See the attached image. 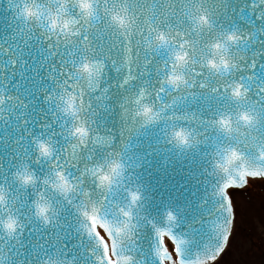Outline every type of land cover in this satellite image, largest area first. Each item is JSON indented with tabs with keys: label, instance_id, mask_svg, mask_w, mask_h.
Listing matches in <instances>:
<instances>
[{
	"label": "snow or ice",
	"instance_id": "obj_1",
	"mask_svg": "<svg viewBox=\"0 0 264 264\" xmlns=\"http://www.w3.org/2000/svg\"><path fill=\"white\" fill-rule=\"evenodd\" d=\"M97 2L76 0L80 18L68 16L66 7L55 15L48 10L47 23L43 5L33 3L30 8L24 0H7V7L0 10L6 13L0 19V149L4 150L0 168L8 155L9 171L17 182L16 191L8 188L7 194L0 184V222L7 212L5 226L13 244L7 257L0 248V264H37L39 257L50 259L53 252L67 257L82 243L73 237V232L81 231L101 250L95 257L97 264H132V256L124 249V240L135 226L131 210L121 208L126 219L113 222L95 204L91 210L85 204L79 209L83 220L74 229L65 228L58 219L63 209L58 200L46 195L47 188L38 191L35 199L26 190L39 181L33 164L42 157H52L59 164V152L76 158L78 150L87 146L89 129L83 123H69L60 106L63 93L53 105L56 87L71 91L75 121L84 108L81 81L98 92L108 65L117 74L123 70L120 86L153 73L161 77L157 95L166 90L165 85L174 92L183 86L189 91L179 96L181 101L199 100L207 107L209 115L200 117L203 124L235 140L227 146L216 140L220 158L215 168L225 174L214 185L218 215L213 230L219 243L214 248L206 246L195 261H186L189 240L173 230L177 216L171 209L166 212L167 227L155 229L153 253L160 264H175L165 237L174 245L179 264H206L227 246L234 219L232 204L242 197L249 177L264 180V135H257L264 127V0H180L179 4L145 0L144 5L122 0L106 7L103 16ZM32 17L38 25L30 22ZM69 23L76 25L72 31L63 26ZM143 94L141 88L137 103ZM97 99L103 97L97 95ZM144 112L151 109L145 106ZM185 119L195 120L196 114ZM194 135H199L195 128L181 127L174 132L175 142L190 148L200 142ZM71 137H78L79 143ZM114 139L98 134L94 142L108 144ZM241 146L254 148L260 163L250 162ZM108 167L107 172L103 165L86 171L111 192L119 185L124 166L114 161ZM42 182L60 196L76 187L63 167L56 168L55 179L45 176ZM129 195L131 204L141 197L138 190H129ZM89 251L95 254V249Z\"/></svg>",
	"mask_w": 264,
	"mask_h": 264
},
{
	"label": "clouds",
	"instance_id": "obj_2",
	"mask_svg": "<svg viewBox=\"0 0 264 264\" xmlns=\"http://www.w3.org/2000/svg\"><path fill=\"white\" fill-rule=\"evenodd\" d=\"M29 7L35 4L44 6L45 22L47 23V13L55 15L59 12L60 7L68 9V16L80 18L81 10L76 3V0H24ZM87 3V0H84ZM113 0H98L97 11L103 16L104 9L109 7ZM33 11H35L33 9ZM30 22L38 25L39 21L35 18H29ZM62 26V21L58 27ZM68 31H72L76 25L71 23L63 25ZM67 71V69H65ZM123 79V70L120 74L112 70L111 65L104 70L103 75L99 79L98 92H93L88 89L86 83L81 81L80 86L84 88V108L79 113V117L73 121L72 105L73 96L71 91L64 87L57 86L54 93L53 105L57 103L55 97L63 93V99L60 101L61 108L64 109L69 123L75 122L77 125L86 124L89 129V135L85 138L87 146L78 150L77 157L73 158L67 151L59 152L60 162H57L52 157H42L39 163H34L36 176L39 178L35 187L27 186V192L32 199L36 198V193L47 188L46 195L54 200L59 201V207L63 209L61 216L58 218L60 223L65 228H76L83 220L79 209L85 204L91 210L95 204L100 214H107L109 220L113 222L124 221L126 218L121 214L120 209H128L133 213L132 220L135 226L132 229L131 236L124 240V249L132 256V264H160V261L153 253V243L156 240V227H167L166 212L171 209L177 216L176 226L174 231L177 234H182L189 240V245L185 250V260L195 261L198 254L203 255L207 246V237L201 239L198 229L201 227V221L205 229L208 227L209 215L200 216L199 220H194L192 216L170 205H163L158 211H152L149 207V199L145 185L140 176V170L143 168V163L139 162L138 155L139 140L141 137L150 136L153 132L160 137L159 143H164L166 146L171 145L176 148H188L177 146L175 142L174 132L179 128L190 129L189 125H194L200 114L195 110L192 104L188 101L184 102L179 99V96L189 91L183 86L180 92H174L170 86L165 85L166 90L160 92L158 90L160 84L158 81L161 77L152 76L140 77L136 80H129L127 84L120 86V81ZM149 83L145 84L144 81ZM141 88L144 89L143 97L137 103V98L141 96ZM105 89L107 91L105 92ZM97 95H101L103 99H97ZM91 100V109L88 108V102ZM7 102L5 101V108ZM76 106L79 107L78 98ZM148 106L151 109L150 113L144 112V107ZM195 113L196 119H185L186 116ZM117 116L116 126H112L111 117ZM155 117L154 119L151 117ZM105 137H114L115 139L108 144L95 143L97 135ZM215 135V133L213 132ZM224 137L218 142L224 146L235 144V140L231 137L220 134ZM195 139H200L194 135ZM72 140L79 143L78 137H71ZM64 141L60 144L63 146ZM199 143H194L190 148L198 147ZM241 150L250 153L246 148L241 146ZM220 157L217 154V142L211 148V164L209 165L208 176L210 178L209 188H214V185L225 178L222 171L215 168V162ZM119 162L124 166V175L120 178L118 186H114L113 191L109 192L106 187L101 186L98 178L93 176L86 169L103 165L104 171H109V164ZM257 162H259L257 160ZM57 167H63L66 172L70 173L76 187L66 196L54 194L50 187L43 184L45 176L55 179V170ZM39 168V171L37 170ZM11 181L17 187L15 177L11 175ZM258 179V178H252ZM7 194V185L4 182ZM139 186V187H138ZM129 190L140 191L141 197L135 203H130ZM107 197V199H105ZM68 200L71 203H68ZM11 203V201H9ZM4 220L0 222V248L4 249V255L7 257L13 246L12 239L8 236L7 212L3 213ZM23 220V217L20 218ZM52 230V229H49ZM194 230H196L194 232ZM73 237L82 241L78 248L72 251L71 255L64 257L57 253H50V259L41 256L37 260V264H97L96 255H100L101 250L96 248L95 241L88 238L86 234L81 232H73ZM165 243L169 245V250L173 253V261L179 264L180 257L175 253L174 245L168 237H165ZM90 249H95L93 254ZM165 264H172L171 261Z\"/></svg>",
	"mask_w": 264,
	"mask_h": 264
},
{
	"label": "water",
	"instance_id": "obj_3",
	"mask_svg": "<svg viewBox=\"0 0 264 264\" xmlns=\"http://www.w3.org/2000/svg\"><path fill=\"white\" fill-rule=\"evenodd\" d=\"M121 2L122 0H113V3L119 4ZM131 2L144 5L145 0H131ZM176 2L179 4L180 0H176ZM147 3L151 4L152 0H147ZM6 7L7 0H0V10ZM137 11L139 10L137 9ZM4 15L6 13L0 11V19ZM188 103L194 106L200 117L209 115L207 107L201 101L194 102L189 99ZM110 119L112 126L115 127L117 116L114 114ZM189 128H195L196 133L199 134L197 137L201 143L198 147L176 148L171 145L166 146L164 143L158 142L160 137L155 132L150 136L141 137L137 150L140 157L139 162L143 163L140 176L145 185L149 207L152 211H158L163 205H170L190 214L194 220H199L200 216L209 215L207 229L201 221V227L198 231L201 239L207 237V246L214 248L219 243L213 230V223L218 215V210L214 197L215 188L211 190L209 188L208 171L211 164L212 145L217 139L223 140L224 137L214 135L213 131L207 128L200 118L197 119L194 125L190 124ZM257 135H264V127L260 128ZM247 150L250 153V162L260 163L256 160V150L254 148H248ZM3 151V149H0V153H3ZM3 163L5 166L0 168V182H4L8 188L15 192L16 186L10 177L11 160L8 155L4 156ZM37 170L39 171V168ZM5 177H7V181H5ZM22 194L25 197L27 196L26 192ZM222 251L219 252V255ZM213 252H215V249H213ZM218 256L207 260L206 264H210Z\"/></svg>",
	"mask_w": 264,
	"mask_h": 264
},
{
	"label": "rangeland",
	"instance_id": "obj_4",
	"mask_svg": "<svg viewBox=\"0 0 264 264\" xmlns=\"http://www.w3.org/2000/svg\"><path fill=\"white\" fill-rule=\"evenodd\" d=\"M232 208L233 226L226 249L212 264H264V180L249 178L248 187Z\"/></svg>",
	"mask_w": 264,
	"mask_h": 264
}]
</instances>
